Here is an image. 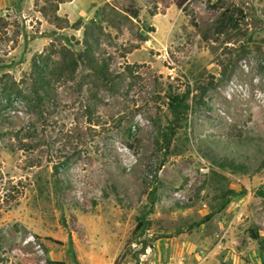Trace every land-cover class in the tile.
Here are the masks:
<instances>
[{
    "label": "rangeland",
    "instance_id": "obj_1",
    "mask_svg": "<svg viewBox=\"0 0 264 264\" xmlns=\"http://www.w3.org/2000/svg\"><path fill=\"white\" fill-rule=\"evenodd\" d=\"M0 264H264V0H0Z\"/></svg>",
    "mask_w": 264,
    "mask_h": 264
},
{
    "label": "trees",
    "instance_id": "obj_2",
    "mask_svg": "<svg viewBox=\"0 0 264 264\" xmlns=\"http://www.w3.org/2000/svg\"><path fill=\"white\" fill-rule=\"evenodd\" d=\"M175 1H176L177 6L180 7L185 0H175ZM129 11L132 12L134 16L137 15V11L134 10V8L129 9ZM226 13H227L226 10L222 13V21L220 24L224 23L225 25V24L230 23L231 25H233L234 22H233L232 16H229ZM77 63H78V58L71 57L69 58V60L64 61L62 68L68 73H72L75 70V66L77 65ZM100 71L103 74L102 79L107 81V78H106L107 70L104 68V65H101ZM14 84L16 83L14 82ZM211 85H212V81L207 82L206 84L202 86H199L201 95H204ZM31 86L32 87H31L30 95L33 96L32 100H34V98L36 99V101H42V100L49 99L52 91L54 90L52 79H51L50 68H48L46 65H40L36 61L33 62ZM15 90L19 95L23 97H28V95L24 94L22 90L17 87V85H15ZM167 104H168V107L171 113V123H170L171 125H169V128L167 130L160 131L161 140H162L161 142H164V141L166 142V144L163 145V147L169 146L171 135H173L177 127L181 125L182 120L186 118L187 112L190 108V104L187 100V94L185 93L169 94ZM27 136H30V135L27 134ZM61 165H63V163ZM154 192H155V187L152 188L149 192V200L151 203L154 202ZM226 192L228 195L229 193H232V190H227ZM142 225H143V221H139L136 224L134 231L137 232L141 228Z\"/></svg>",
    "mask_w": 264,
    "mask_h": 264
}]
</instances>
